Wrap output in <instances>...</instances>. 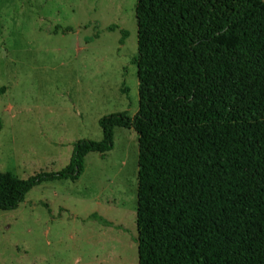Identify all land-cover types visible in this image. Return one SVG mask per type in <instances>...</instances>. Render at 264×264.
<instances>
[{"label":"trees","instance_id":"16d2710c","mask_svg":"<svg viewBox=\"0 0 264 264\" xmlns=\"http://www.w3.org/2000/svg\"><path fill=\"white\" fill-rule=\"evenodd\" d=\"M136 18L138 112L103 117L60 172L0 170V211L134 130L139 264H264V0H138Z\"/></svg>","mask_w":264,"mask_h":264},{"label":"rangeland","instance_id":"374dc122","mask_svg":"<svg viewBox=\"0 0 264 264\" xmlns=\"http://www.w3.org/2000/svg\"><path fill=\"white\" fill-rule=\"evenodd\" d=\"M137 2L0 0L1 171L60 172L78 141L102 140L103 117L138 112ZM138 137L115 128L78 181L42 183L0 211V264H139Z\"/></svg>","mask_w":264,"mask_h":264}]
</instances>
